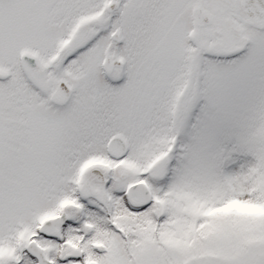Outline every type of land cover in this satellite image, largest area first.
I'll return each instance as SVG.
<instances>
[{"label":"snow or ice","instance_id":"1","mask_svg":"<svg viewBox=\"0 0 264 264\" xmlns=\"http://www.w3.org/2000/svg\"><path fill=\"white\" fill-rule=\"evenodd\" d=\"M0 264H264V0H0Z\"/></svg>","mask_w":264,"mask_h":264}]
</instances>
